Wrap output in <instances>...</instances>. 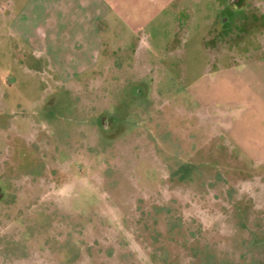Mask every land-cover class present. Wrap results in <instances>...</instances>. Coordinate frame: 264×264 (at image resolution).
<instances>
[{
    "label": "rangeland",
    "instance_id": "1",
    "mask_svg": "<svg viewBox=\"0 0 264 264\" xmlns=\"http://www.w3.org/2000/svg\"><path fill=\"white\" fill-rule=\"evenodd\" d=\"M254 2L244 20L231 0L161 4L94 79L57 85L0 0V264H264V161L243 152L264 142Z\"/></svg>",
    "mask_w": 264,
    "mask_h": 264
},
{
    "label": "crops",
    "instance_id": "2",
    "mask_svg": "<svg viewBox=\"0 0 264 264\" xmlns=\"http://www.w3.org/2000/svg\"><path fill=\"white\" fill-rule=\"evenodd\" d=\"M176 1L158 0L155 13L147 15L149 9L143 8L139 12L136 11L137 6H150L154 0H23L19 5L12 0V4H7L6 19L9 31L20 40V46L25 45L33 53L47 56L59 77L57 85L68 84L78 77L94 79L97 71L107 68V55L118 52L114 46L128 45L129 41L125 38L129 37L131 41L139 29L145 28L163 12L160 6L172 5ZM237 3L231 0L230 9L235 13L242 12L244 20L243 15L251 12L255 2L242 0ZM15 7L11 14L10 9ZM223 12L218 15L217 11L220 18L214 20L213 36L219 44L224 43V36L228 32L225 27L229 17L223 15L221 19ZM174 14L179 16L178 11ZM139 19L145 22L143 26L136 24ZM111 37H119L118 44L113 45ZM243 150L244 155L255 162L264 161V152H261L264 142L251 146L247 144ZM253 150H257V153L252 154Z\"/></svg>",
    "mask_w": 264,
    "mask_h": 264
}]
</instances>
